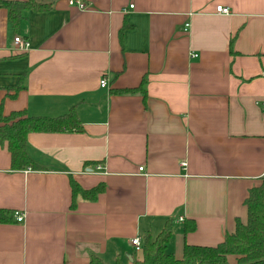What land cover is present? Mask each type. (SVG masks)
Returning <instances> with one entry per match:
<instances>
[{
    "label": "crops",
    "instance_id": "0c3cea01",
    "mask_svg": "<svg viewBox=\"0 0 264 264\" xmlns=\"http://www.w3.org/2000/svg\"><path fill=\"white\" fill-rule=\"evenodd\" d=\"M80 1L36 0L16 28L0 8V115L73 109L82 128L27 135L40 171L0 147V264H133L170 221L176 259L219 245L264 182V0ZM72 180L104 189L73 203Z\"/></svg>",
    "mask_w": 264,
    "mask_h": 264
},
{
    "label": "trees",
    "instance_id": "16d2710c",
    "mask_svg": "<svg viewBox=\"0 0 264 264\" xmlns=\"http://www.w3.org/2000/svg\"><path fill=\"white\" fill-rule=\"evenodd\" d=\"M0 8L7 10L8 22L16 28L24 10L45 12L49 5L37 3L36 0L18 2L1 1ZM132 92L120 91L118 94ZM82 132L81 125L73 109L57 118H30L24 112H13L6 117L0 115V147L5 148L10 155V167L14 171L25 169L40 171L26 152V138L29 133H63ZM100 184L92 189L83 190L76 182L71 181L72 201L79 196L85 201H94L103 191ZM246 221L236 222L234 232L226 235L223 242L215 247H198L183 245L181 258L176 259L167 252L171 238V221L155 239L148 236L141 244V258L133 264H231L230 257L235 258L234 264H264V182L248 192L244 201ZM11 221L10 213L0 210V224ZM195 229L194 223H186L184 234ZM89 264H104L96 257L90 258ZM114 264H122L117 260Z\"/></svg>",
    "mask_w": 264,
    "mask_h": 264
},
{
    "label": "built area",
    "instance_id": "2783aa9c",
    "mask_svg": "<svg viewBox=\"0 0 264 264\" xmlns=\"http://www.w3.org/2000/svg\"><path fill=\"white\" fill-rule=\"evenodd\" d=\"M67 3L70 7L76 6L80 10L85 9V6L82 4V2L80 0H67ZM215 11H216V14H218V15H228L229 14L228 9L222 8V7H217ZM13 45H14V48L16 50L21 51V52H26L29 50V43L22 40L19 37H15L13 39ZM99 87L101 89L106 88L107 87V81L105 79L100 80ZM263 114H264V112H263ZM184 166L185 165L182 164V167H184ZM140 171H142V170L140 169ZM14 219L17 223H21L22 216L20 214H14ZM179 221L182 222V219L179 218ZM131 246L134 248L135 252L141 251V243H140L138 238H135L131 241Z\"/></svg>",
    "mask_w": 264,
    "mask_h": 264
}]
</instances>
